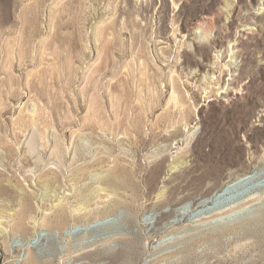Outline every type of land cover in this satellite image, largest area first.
Listing matches in <instances>:
<instances>
[{
    "label": "rangeland",
    "instance_id": "1",
    "mask_svg": "<svg viewBox=\"0 0 264 264\" xmlns=\"http://www.w3.org/2000/svg\"><path fill=\"white\" fill-rule=\"evenodd\" d=\"M261 161L264 0H0V264H264Z\"/></svg>",
    "mask_w": 264,
    "mask_h": 264
},
{
    "label": "bare ground",
    "instance_id": "2",
    "mask_svg": "<svg viewBox=\"0 0 264 264\" xmlns=\"http://www.w3.org/2000/svg\"><path fill=\"white\" fill-rule=\"evenodd\" d=\"M260 163L261 164L258 165V168H260V170L258 172L259 176H256V175L252 174L253 171H251L249 173H243V174H241V175H239V176H237V177H235L233 179L228 180L227 183L223 185V187H222V189L220 191H216V192H214V193H212V194H210L208 196L206 195L202 200H200L197 204H198V207L204 208V211L202 212V214L203 213L207 214L208 212H210L212 209H209L208 206L212 205V204H216V202H218L219 204L225 203L224 205H222V207L227 205V204H232L233 202L232 201L230 202V201H228L229 199H227L230 195L235 194L236 192H238L239 190H241L245 186L255 182L258 178L263 177L264 176V171H262V170L264 169L263 168L264 161H261ZM174 167H176V166H174ZM233 209H228V210L232 211ZM214 214H216V213H214ZM19 227L27 228V225H26L25 222L21 221V223L19 224Z\"/></svg>",
    "mask_w": 264,
    "mask_h": 264
}]
</instances>
